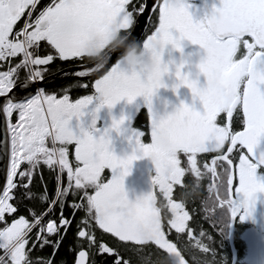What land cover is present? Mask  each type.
<instances>
[{"label":"snow or ice","instance_id":"6c2138e0","mask_svg":"<svg viewBox=\"0 0 264 264\" xmlns=\"http://www.w3.org/2000/svg\"><path fill=\"white\" fill-rule=\"evenodd\" d=\"M128 4L129 0H51L33 18L37 0H0V63L7 60L5 70L0 71V97H5L0 103V115L7 139L6 175L0 187V264H46L45 259H33L32 247L50 245L54 255L71 227L74 236L69 251L73 258L63 264H131L127 253H139L150 245L165 253L159 264H188V247L182 246L180 234L194 238L184 206L191 189L184 185L186 190L179 199L172 198V189L174 184H181L186 172L197 177L205 174L198 167V154L216 153L203 168L214 178L209 192L214 191L213 204L220 211L211 219L220 233L241 208L243 219L250 211L254 194L264 191V183L254 174L257 165L264 164V152L253 151L258 137L264 134V0H220L219 7L213 6L200 19H193L185 0H159L152 4L158 22L143 39L145 44L159 36L161 41L179 47V41L186 38L203 49L199 64L203 84L181 76L179 68L177 71L202 107L197 110L180 103L163 117L152 108L158 79L139 84L124 76L117 63L93 65L86 59L89 33L99 37L101 46L109 37L103 21L118 20L121 29L131 31L134 12H143L145 5L141 3L129 11ZM25 13L22 26L14 31V25ZM42 41L50 49L48 54H38ZM113 54L117 56V51H112L111 57ZM17 55L21 58L12 63L11 58ZM57 58L84 61L82 70L76 73L80 77L101 73L91 83L93 94L73 100L67 88L59 96L37 88L35 94L20 100L9 95L18 81L20 87H25V82L42 81L46 67L41 66ZM21 69L25 71L23 81L19 80ZM97 94H102V103L109 106L121 97L131 101L143 96L151 142H142L143 133L132 129L127 138L134 144L133 150L121 157L111 150L107 129L96 136L74 132L69 117L75 116L78 121L90 101L98 99ZM99 107L96 104L88 111L95 113ZM13 113L15 122L11 120ZM220 114L224 115L218 120ZM241 116L242 128L230 129L229 121L234 123ZM124 119L123 115L113 119L110 127L121 131ZM46 140L51 146H46ZM69 143H74V165L69 160ZM236 145L246 149V154ZM3 150L4 140L0 139V151ZM137 151L151 157L155 175L148 192L129 200L123 177ZM181 153L185 166H181ZM230 153L233 157L238 153V159L231 158ZM22 162L28 166L20 169ZM41 162L55 172L53 196L32 191H22L17 196V191L28 188ZM105 168L110 172L106 181L101 177ZM64 173L67 182L61 183ZM234 179L237 182L233 192ZM68 195L73 199L67 201L71 212L66 216L63 210ZM24 200L46 207L42 211L28 208L31 218L17 215ZM77 210L82 211V216L73 226ZM7 216L15 218L9 222ZM172 230L175 241L168 238ZM200 235L204 240L212 239L203 232ZM204 240L196 239L195 246L212 258L197 259L196 264H217L215 250ZM47 264H52L51 258Z\"/></svg>","mask_w":264,"mask_h":264},{"label":"trees","instance_id":"16d2710c","mask_svg":"<svg viewBox=\"0 0 264 264\" xmlns=\"http://www.w3.org/2000/svg\"><path fill=\"white\" fill-rule=\"evenodd\" d=\"M131 4H134L139 6V4L143 3V0H130ZM39 5L38 7H40ZM23 15L21 21L19 22V27L22 26L24 21ZM38 54H42L38 51ZM21 57L17 55L16 57L11 58L12 63H17L18 60ZM7 61V60H6ZM58 63V62H57ZM61 63V62H60ZM58 63L53 69L57 68V66L60 64ZM25 77V71L19 72V80ZM90 80V79H89ZM88 79H77L75 81L67 82L64 85L54 87V88H47L44 89L45 91L54 92L57 96L60 94H63V89H68V94L70 99H78L79 97L83 95H91L94 90L91 88V85L89 83ZM84 84L86 86L80 87L77 86L78 84ZM13 119H16L15 113H13ZM146 125L142 124L141 118L138 123L134 124L133 128L138 129L142 131V133H147V128H145ZM145 137V136H143ZM142 142L145 143V141L142 140ZM46 146H51L50 143L46 140ZM68 152H69V160L70 162L75 164L74 157H73V151H74V143H69L67 145ZM202 158V157H201ZM204 164L205 159H201ZM28 165L26 162H22L20 169L26 168ZM204 175L199 176L198 178H195L192 173L186 172L184 176L181 177V184L180 185H173L172 189V198L173 199H179L180 194L182 191H185L186 189L183 187L184 185L188 186V189H191V195L184 201L185 210L189 212V221L187 222L189 227L193 228V237L190 238L187 237L186 233L180 234V239L182 241V246L187 245L188 252L185 253V259L188 261V264H196L197 259H202L205 257L212 258L210 253H202L200 249H198L196 244V239L204 240V237H202L200 234L203 232L206 236H209L208 234L211 231V234L213 236L212 240H204L206 244L211 245H219L223 249L222 250H215V256L214 259L217 261V264L221 262V264H231L233 259V253L229 247L228 244V238H227V231L229 228V222L227 224V227L224 229L225 235L216 237L215 234L217 232V227L213 223L211 217L214 214L219 213L220 209L219 207L214 206L213 204V196L214 191L212 193L209 192V185L211 184V173L205 172ZM109 170L107 168L103 169L101 177L106 181V179L109 177ZM67 182V176L66 173L61 175V183ZM56 188V181H55V172L54 170H51L48 166H45L42 162L39 165L38 172H34V176L32 181L29 183L27 189H22L17 191V196L21 195L22 191H32L34 193H42L46 192L49 198H51L55 192ZM156 195L158 198L160 197L159 189L155 190ZM73 196L68 195L66 197V203L64 206V214L68 216L71 212V210L67 206V201L72 200ZM76 199H79V196L76 197ZM216 205H218V202H215ZM46 207V204H41L37 201H29L24 200L21 204L19 211L17 215L23 214L26 216V218H31L30 213L28 212V208H35L37 211H42L43 208ZM211 210V211H209ZM56 211H59V209H56ZM55 215V212L53 213ZM82 216V211L77 210L75 213V216L73 217V226L75 225V221L77 218ZM7 220L10 222L11 219H14L15 216H7ZM230 221V218H229ZM0 227H3V223H0ZM73 236H74V227H71L67 230L65 237L62 239L61 243L59 244L57 250L55 251V254L52 253V247L50 245H44L43 247L33 246L31 251V256L33 259H36L37 257L45 259L47 264V259L51 258L52 264H63L65 260L71 261L73 258V253L69 251V245L73 243ZM35 237H33L34 239ZM170 239L176 240V233L174 230H172L169 233ZM224 245H227V249ZM0 254H2V250H0ZM165 253H163L161 250L157 249L154 245H150L140 251L139 253L134 252H128L127 256L131 260V264H159V262L163 259Z\"/></svg>","mask_w":264,"mask_h":264},{"label":"flooded vegetation","instance_id":"af4514ba","mask_svg":"<svg viewBox=\"0 0 264 264\" xmlns=\"http://www.w3.org/2000/svg\"><path fill=\"white\" fill-rule=\"evenodd\" d=\"M51 0H37V5L36 8L33 9V18L35 15L39 12V10L43 7H45L48 3H50ZM144 2V0H143ZM185 3L188 4V11L190 14L193 16V19H200L204 16L201 4L197 1H192V0H185ZM41 5L40 7H38ZM133 5L131 4V1L129 0V4L127 5V8L129 11H133ZM156 10L153 11L148 25L142 35V37L139 39V41H142L143 39H146L148 35L151 34V32L155 28V24L158 22L157 21V16L155 15ZM138 13L134 12V21L137 17ZM23 15L21 16L20 20L17 21L16 25H14V31L18 29L19 22L21 21ZM133 24L130 26L132 29ZM173 36H176L178 33L173 29ZM11 35V34H10ZM179 43L182 46V51L184 54H191L188 56V58L193 62L190 67L195 70V61H197L200 57L203 55V49L200 48L199 45L192 43L191 41L187 40L186 38H182ZM172 49L171 44H166L165 45V53H164V58H167L168 55V50ZM50 49L46 47V42H41L40 45H38V51L41 52V55L48 54V51ZM172 54L174 56H178L179 53L175 50L172 49ZM116 59V58H115ZM114 60L111 61L113 63ZM60 63L55 70L53 67H55L58 63ZM80 63H85L84 61H78V60H65L61 61L58 58L55 59L53 62H50L47 66H41V67H46V73L43 75H48L60 68L70 66V65H76ZM111 63L108 65L110 66ZM21 71H24V69H21ZM101 74V73H100ZM98 77H92L88 78V81H90V85L94 79ZM24 78L20 79L24 80ZM90 79V80H89ZM174 77L170 75H166L163 77V80L165 82V85H170L172 83V80ZM199 83L203 84L204 83V78L203 75L200 74L199 76ZM77 80V79H75ZM72 80V81H75ZM71 82V81H69ZM68 82V83H69ZM94 90V89H93ZM124 102H128L126 97H122ZM183 101L185 104H188L197 110H199L202 105L198 98L194 99L191 91L184 85H180L175 92L172 90L171 87H165L161 86L159 87V91L157 93V97L155 99L154 105L152 104L153 110L160 112V111H167L171 112L175 107H178L180 105V102ZM132 105L135 106L134 111L130 113L128 109H126V115L130 116L128 119V122L131 126L132 129L134 124L138 123L140 118L142 121L143 125H146L145 128H147V133L144 132L141 140L145 141V143H150L151 142V137H150V119L148 116V111H147V106L144 103V97L143 96H136L131 102ZM114 104H119L117 101ZM107 105V104H106ZM224 114H220L218 116V120L220 119L221 116ZM242 116L240 117L239 120H236L234 123L230 120L229 121V126L230 129L234 130H240L242 128ZM142 132V131H141ZM145 136V137H143ZM235 148H240L241 151H244L246 154V149H243L242 146L236 145ZM226 150V149H225ZM213 155H216V153H208V154H198V160L201 163L202 158L205 159L204 163H208L211 161V157ZM229 156L234 159H238V153L233 157V154L230 153ZM202 157V158H201ZM255 176L259 179L261 183H264V166L258 164L255 171H254ZM211 178V184L214 181V178L212 175L210 176ZM237 181L234 179L233 183V192L235 190V183ZM243 212V209L241 208V212L237 214L236 219H235V225L234 229L232 231V242H230V221H229V228L227 231V238H228V244L229 247L233 253V248L236 251V261L235 264H264V192L257 191L254 194V199L251 202L250 205V211L248 214L244 215L243 219L240 218L241 213ZM211 238H213L211 231L208 234ZM225 235V231L223 233H220V231L217 230L215 236H223ZM212 240V239H211ZM225 248L227 249V245H224ZM211 248L214 250H222L223 248L219 245H211Z\"/></svg>","mask_w":264,"mask_h":264},{"label":"clouds","instance_id":"9594fccd","mask_svg":"<svg viewBox=\"0 0 264 264\" xmlns=\"http://www.w3.org/2000/svg\"><path fill=\"white\" fill-rule=\"evenodd\" d=\"M103 23L108 29L109 37L106 42H103V46H101L102 42L95 33L88 34L86 39L88 48L86 59L88 62L92 63L93 65L107 64L108 60L111 57V52L117 51V56L114 63H117L118 69L124 76L134 78L135 82L139 84L147 83L151 79L159 80V83L153 89V94L155 90L161 86L171 87L175 92V90L180 85L186 86L192 93V89L187 84L181 82V76H185L189 80H196L199 83V64L201 61V57L197 61H195V70L193 71V69L190 67L193 62L188 58V56H190L191 54H184L180 43V46L177 47L171 42L161 41L159 36H156L150 39L147 44H145L144 40L137 41L134 37H131L130 31L121 29L119 27L118 20H105L103 21ZM166 44H171L172 49H175L179 53V55L174 56L172 54V49H169L167 58L165 59L164 53ZM178 68L181 76L177 75ZM166 75L174 77L170 85H165L163 77ZM97 96V104H104L102 103L103 95L97 94ZM135 97H133V99ZM180 103L184 102L181 101ZM95 113L91 111L88 112L89 120L87 124H84L81 121V117L78 118L79 131H81L82 133L87 132L90 134H93L96 131ZM155 113L158 116L163 117L167 115L168 112L155 111ZM71 118L72 117H69V120ZM109 143H111L110 139ZM114 154L116 155V153Z\"/></svg>","mask_w":264,"mask_h":264},{"label":"rangeland","instance_id":"374dc122","mask_svg":"<svg viewBox=\"0 0 264 264\" xmlns=\"http://www.w3.org/2000/svg\"><path fill=\"white\" fill-rule=\"evenodd\" d=\"M135 6L138 7L137 5ZM6 66H7V61H5L4 63H0V71L5 70ZM158 91L159 88L155 90L152 96L153 105L155 103V99L157 97ZM123 100L124 99L121 98L120 100L117 101L119 104L117 105L113 104L111 107H109L106 104H102L98 109H96V113H95L97 131H95L93 135L94 136L99 135L100 132L107 129L108 137L111 141L110 148L114 153H116L117 156H125L131 153L134 147V144L130 143L127 138L132 128L128 122L130 116L126 115L125 110L128 109V111L132 113V111H134L135 106L132 105L129 101L124 102ZM96 104H97L96 99H93L90 102V104L86 106L87 110L85 111L84 115L81 116L80 118L84 124H87L89 120L88 110L95 108ZM122 115L125 118L121 124L122 130L117 131L116 129L111 128L110 126L112 124L113 119H119ZM11 120L15 122L13 116L11 117ZM77 124H78L77 118L73 116L69 120V125L73 128L74 132L79 131ZM179 155L181 157V162H182L181 166H185L183 154L181 153ZM136 156L138 158L132 160L131 164L129 165V169L127 173L123 177V188L129 200H134L142 193L148 192L152 187V177L155 175V166L152 162L151 157L141 155L139 151L136 152ZM198 167L201 169L202 173L203 171L206 172V170L203 168V163L199 162ZM194 177L198 178L197 176Z\"/></svg>","mask_w":264,"mask_h":264},{"label":"water","instance_id":"95a60500","mask_svg":"<svg viewBox=\"0 0 264 264\" xmlns=\"http://www.w3.org/2000/svg\"><path fill=\"white\" fill-rule=\"evenodd\" d=\"M197 1L201 4V8L203 11L204 16L210 13L213 10V6L219 7L220 0H192ZM159 0H144L145 10L143 12L138 13L134 25L130 31L131 37H134L137 41L142 37L149 19L155 9H152L151 6L153 3H158ZM116 58V55L113 54L112 57L108 60L107 66L111 63L112 60ZM80 65H84V63L70 65L63 68H60L48 75L43 76L42 81L37 82H25V87H20L19 81L17 82L16 86L10 91L9 95L13 96L16 100H20L28 96L29 94H35V90L37 88H54L61 85L66 84L69 81L75 79H88L99 75L100 73H92L86 74L84 77L78 76L76 73L78 70H82ZM23 81V80H21ZM5 97H0V103H3ZM0 139L4 140V150L0 151V187L5 179L6 175V167H7V139H6V132H5V122L2 115H0ZM254 153H262L264 152V134H261L258 137L257 144L254 147ZM264 166V164H260ZM237 216V215H236ZM235 217H231L230 221V242H232V231L235 225ZM236 251L233 248V259L231 264H235L236 261Z\"/></svg>","mask_w":264,"mask_h":264}]
</instances>
